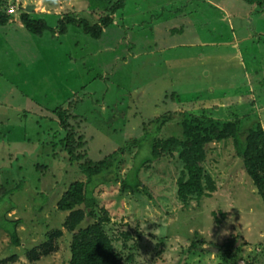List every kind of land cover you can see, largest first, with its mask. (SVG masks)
Wrapping results in <instances>:
<instances>
[{"label":"rangeland","instance_id":"374dc122","mask_svg":"<svg viewBox=\"0 0 264 264\" xmlns=\"http://www.w3.org/2000/svg\"><path fill=\"white\" fill-rule=\"evenodd\" d=\"M0 1L10 2L4 10L13 16L11 24L0 27V190L23 182V190L8 198L15 209L6 214L7 219L21 221L17 229L21 246L12 245L0 230V261L18 256L15 264H68L71 259L72 234L63 228L69 213L59 211L57 204L71 182L84 177L74 175L59 138H54L59 128L48 120L56 114L42 108L51 111L62 104L72 111L74 105L78 118L70 123L93 138L88 147L95 160L146 132L155 134L156 127L149 126L148 132L143 122L167 112L200 116L210 111L217 120L239 119L243 132L256 117L264 116L257 96L264 92V38L257 47L249 39L237 40L246 35L238 34L236 27L238 21L246 22L242 15L249 5L244 0H128L124 15L112 16L114 22L100 40L72 25L65 36L51 31L38 36L16 26L15 20L24 13L45 19L56 29L58 21L69 15L97 23L102 14L91 15L88 0ZM209 2L225 5L233 18ZM263 7L255 3L252 15L264 17ZM148 11L151 15L145 17ZM176 16L188 30L166 37L163 50L152 49L164 34L151 29L152 35L141 25ZM188 22L204 25L195 30L187 27ZM163 23L173 25L170 20ZM253 91L254 101L249 95ZM181 126L177 117L158 135L179 136ZM136 152L126 150L118 157V182L102 187L96 196L95 210L109 213L106 229L118 240V251L132 254L133 264H264V204L235 155L232 139L207 149L205 169L215 179L217 191L209 199L188 203L177 198L183 169L178 155L140 171L141 193L123 191L122 181L132 170ZM147 155L148 144L140 158ZM33 164L46 165L48 171L36 172ZM42 193L49 200L40 211ZM2 195L0 191V199ZM6 203H0V219ZM56 230L64 233L57 250L37 262L28 260L27 253ZM126 234L131 237L126 239ZM234 238L238 261L224 255V245Z\"/></svg>","mask_w":264,"mask_h":264},{"label":"trees","instance_id":"16d2710c","mask_svg":"<svg viewBox=\"0 0 264 264\" xmlns=\"http://www.w3.org/2000/svg\"><path fill=\"white\" fill-rule=\"evenodd\" d=\"M127 1L88 0V11L90 14H102L97 23H91L84 16L77 18L69 15L58 21V28L56 29L51 28L45 19H34L28 13L22 14L20 19L28 32L38 36L43 35L45 31L65 36L68 32V27L72 25L80 28L84 34L92 39L100 40L105 30L113 24L114 19L112 16L116 14L124 15L122 11H124ZM244 1L253 4L259 3L261 6L264 5V0ZM9 7H11L10 3L0 1V27L6 26L12 19V16L4 11V9ZM179 11L177 10L175 13L177 14ZM171 32L173 34L182 33L183 27L173 29ZM42 111L56 114L52 116L55 118L48 120V122L55 124L59 128V131L54 134V138H59L57 141L68 156L69 164L72 165L69 167H74V175L77 174L84 177L83 180L71 182L57 204L59 211L69 213L63 223V228L72 234L70 245L71 259L68 264H133V255L129 254L126 256L121 251H118L116 248L118 240L111 236L106 229L111 222L107 210L103 208L99 210L97 208L101 216L97 209L95 210L96 196L99 189L113 182H118V157L125 155L126 150L133 151L136 148L137 152L133 156L135 163L131 168L132 170L129 171L122 181L123 191L130 192L133 195L141 193L143 183L139 178L140 171L161 159H166L168 156L178 155L183 169L177 180V198L182 203H188L192 200L209 199L217 191L215 179L205 169L208 155L207 149L211 144L232 139L235 155L242 160L244 170L252 179L264 204V128L257 121H254V125L246 132H243L239 119L217 120L211 116L210 111H202L200 116L186 111L176 112L175 114L167 112L153 122H151L152 120L147 123L143 122V126L147 131L149 126L154 125L157 129L155 134L146 132L142 137L128 140L124 146L118 148L113 154L101 160H95L90 156L88 147L89 142L93 138H89L88 134L84 132L79 133V125L70 123V120L73 121L74 118H78L74 114V105L72 106V111L64 108L62 104L54 110L49 111L42 108ZM177 117L182 119L181 134L179 136L160 137L158 132L159 134L162 133L163 126ZM58 133L60 134L59 136L57 135ZM145 143L149 145V155L140 158L141 151L145 148ZM33 168L36 172L48 171V166L43 164H35ZM61 182L58 181L56 184L60 185ZM22 190L23 182L13 189L6 190L1 188L0 190L1 194L3 192L0 203L7 201L6 204H8V207L1 215L0 230L9 236L11 244L16 247L21 246L17 230L21 221L7 219L6 214L15 209V204L8 198ZM48 200V195L40 194L38 210L42 211ZM88 219H91L90 223L83 227V223ZM63 235L62 230H56L51 233L47 242L27 253L28 260L37 262L42 257L50 256L57 250V241ZM125 236L126 239L131 237L129 234ZM236 242L237 239L234 238L224 245L226 247L224 255L230 260L238 261L239 256L237 253L240 250L236 248ZM124 247L126 248L127 246L124 245ZM233 249L235 250L234 253L232 252ZM18 259V256H12L0 261V264H15Z\"/></svg>","mask_w":264,"mask_h":264},{"label":"crops","instance_id":"0c3cea01","mask_svg":"<svg viewBox=\"0 0 264 264\" xmlns=\"http://www.w3.org/2000/svg\"><path fill=\"white\" fill-rule=\"evenodd\" d=\"M170 1V0H169ZM246 2V1H245ZM8 3H10V2H8ZM171 3V2H170ZM248 3V2H247ZM209 4L211 5V6H213L214 8H216L217 10H219L223 15H225L226 17H228L229 16V18L231 17V18H233V15L230 13V11L228 10V8L225 6V5H222V3H218V5L219 6H217L216 4H212V3H210L209 2ZM259 4V3H258ZM248 10H246V12L248 13H246V15H242L245 19H246V22L245 23H243L242 21H238L237 22V25H236V27H237V29L239 30L238 31V34H240V35H242L243 36V33H246V35H244L243 37H241L240 39H237L238 40V43H242L243 41H245L246 39H249L250 40V42L251 43H253V46L252 47H257V45H258V42H260V41H262L263 40V38H264V17H256V16H253L252 15V12H254V6H255V3L253 4V3H248ZM260 5V4H259ZM264 8V7H263ZM7 9V8H6ZM5 9V10H6ZM250 9H251V12H248V11H250ZM4 10V11H5ZM6 12V11H5ZM7 13V12H6ZM237 14V13H236ZM144 15H145V17L146 16H150L151 14H150V11H148V12H146V13H144ZM126 16V15H125ZM124 16V17H125ZM235 17H237V15H234ZM238 18V17H237ZM12 19H13V16H12ZM180 18H179V16H176L174 19H171V18H167V19H163L162 21H157V22H155V23H153V24H142L141 25V28H142V30H146V29H152L153 31H157V32H162L164 35H163V39H162V41L158 44V42H156V41H154V43L152 44V49L153 48H161L162 50H163V48H166V45L164 44V41H165V39H166V37H169V36H175V35H179V33L178 34H173L171 31L173 30V29H178V28H182L183 27V29H185L186 28V25H184L183 23V20H179ZM239 19V18H238ZM241 19V18H240ZM168 20H170L172 23H173V25L170 27V26H168V23H163V24H161L162 22H166V21H168ZM11 21V20H10ZM16 21V24L15 23H13L14 25H16V26H20V27H24V25H23V23L21 22V19L20 20H15ZM175 21H177L178 23H175ZM12 22H8V24H11ZM7 24V25H8ZM204 25V23H202L200 26H196L194 23L192 24L191 22H188V24H187V27L188 28H190L191 26H195L193 29H197L198 27H201V26H203ZM187 29V28H186ZM141 30V31H142ZM151 30V31H152ZM188 30V29H187ZM153 31H152V35L154 34L153 33ZM185 31V30H184ZM198 31V30H197ZM146 34L148 33V32H145ZM183 33V32H182ZM252 33H254V36L258 33V34H260L262 37H256V38H253V36L251 35ZM144 34V33H143ZM170 46H172V45H170ZM169 46V47H170ZM175 46V45H174ZM171 48V47H170ZM161 49H159L160 51H162ZM261 70H264V69H262L261 68ZM262 73V72H261ZM250 77V76H249ZM250 80L248 81L249 83H250V81H251V77L249 78ZM264 81H261V88L264 86V83H263ZM251 93V92H250ZM255 91H253L251 94H249V95H251L252 97H253V101L255 100L254 99V97H255ZM258 97H260V99H261V105L259 106L260 108H261V112L262 113H264V92H262V94L261 93H259L258 95H257ZM249 104H250V102H248ZM259 114V113H258ZM264 117V116H263ZM262 114H260L259 115V118L258 117H256L255 118V120L258 122L260 119L261 120H263L262 118ZM259 123H260V121H259ZM262 127L264 128V120L262 121Z\"/></svg>","mask_w":264,"mask_h":264},{"label":"water","instance_id":"95a60500","mask_svg":"<svg viewBox=\"0 0 264 264\" xmlns=\"http://www.w3.org/2000/svg\"><path fill=\"white\" fill-rule=\"evenodd\" d=\"M27 10H29V9H27ZM28 12V11H27Z\"/></svg>","mask_w":264,"mask_h":264}]
</instances>
